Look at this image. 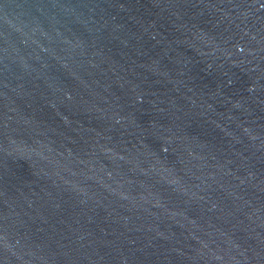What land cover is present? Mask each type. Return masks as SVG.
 Masks as SVG:
<instances>
[{
    "label": "water",
    "instance_id": "water-1",
    "mask_svg": "<svg viewBox=\"0 0 264 264\" xmlns=\"http://www.w3.org/2000/svg\"><path fill=\"white\" fill-rule=\"evenodd\" d=\"M0 264H264V0H0Z\"/></svg>",
    "mask_w": 264,
    "mask_h": 264
}]
</instances>
